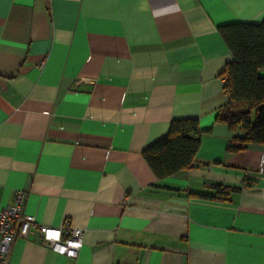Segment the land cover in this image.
<instances>
[{"label":"crops","instance_id":"0c3cea01","mask_svg":"<svg viewBox=\"0 0 264 264\" xmlns=\"http://www.w3.org/2000/svg\"><path fill=\"white\" fill-rule=\"evenodd\" d=\"M264 0H0V205L84 230L76 257L17 237L7 264H264V144L216 122L233 55L219 27ZM264 77V69L259 71ZM198 119L191 168L142 155Z\"/></svg>","mask_w":264,"mask_h":264},{"label":"trees","instance_id":"16d2710c","mask_svg":"<svg viewBox=\"0 0 264 264\" xmlns=\"http://www.w3.org/2000/svg\"><path fill=\"white\" fill-rule=\"evenodd\" d=\"M219 31L232 52L233 61L225 65L228 103L221 107L216 122L237 133L227 146L230 152L248 144H264V20L261 23L222 25ZM198 119H175L166 135L149 144L142 155L158 180L191 168L201 145Z\"/></svg>","mask_w":264,"mask_h":264},{"label":"built area","instance_id":"2783aa9c","mask_svg":"<svg viewBox=\"0 0 264 264\" xmlns=\"http://www.w3.org/2000/svg\"><path fill=\"white\" fill-rule=\"evenodd\" d=\"M27 193L18 190L12 203L0 205V264H7L11 246L17 237L27 238L32 232H39L45 245L54 251L76 257L83 244L84 230L74 227L66 219L60 227L38 223L33 216L24 213ZM52 233L58 236H52Z\"/></svg>","mask_w":264,"mask_h":264},{"label":"snow or ice","instance_id":"6c2138e0","mask_svg":"<svg viewBox=\"0 0 264 264\" xmlns=\"http://www.w3.org/2000/svg\"><path fill=\"white\" fill-rule=\"evenodd\" d=\"M51 235H52V236H56L57 234H56V233H52Z\"/></svg>","mask_w":264,"mask_h":264},{"label":"clouds","instance_id":"9594fccd","mask_svg":"<svg viewBox=\"0 0 264 264\" xmlns=\"http://www.w3.org/2000/svg\"><path fill=\"white\" fill-rule=\"evenodd\" d=\"M57 236H58V234H57Z\"/></svg>","mask_w":264,"mask_h":264}]
</instances>
